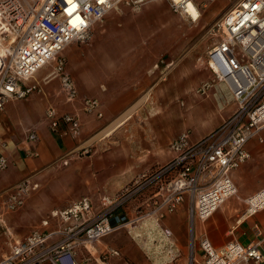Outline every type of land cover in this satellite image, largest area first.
<instances>
[{"label":"built area","instance_id":"1","mask_svg":"<svg viewBox=\"0 0 264 264\" xmlns=\"http://www.w3.org/2000/svg\"><path fill=\"white\" fill-rule=\"evenodd\" d=\"M142 1L0 0V111L11 99L41 93L40 84L29 80L50 61L54 63L51 75L59 77L65 100H77L78 92L61 52L72 42L89 41L94 26L119 4L138 9ZM167 1L173 13L190 23L197 21L200 12L193 0ZM193 6L198 11L194 16L190 10ZM210 31L215 37L205 50V67L216 83L224 84L226 99L234 104L232 112L199 138L192 139L187 131L178 133L168 143L171 157L141 173L115 198L101 194L95 205L92 198L82 196L66 207L51 210L41 220L40 228L8 241L0 264L105 262L120 253L97 244L117 229L150 215L161 233L169 237L170 231L161 229L159 220L184 199L188 202L190 222L195 218L204 221L235 194L229 173L249 159L246 144L251 138L264 142V0H234ZM168 65L165 63L164 67ZM82 107L101 116L96 98L83 99ZM43 117L53 131L64 124L66 134L76 137L80 133L81 122L76 114L59 113L54 105H48ZM36 138L35 131L28 134L29 140ZM62 162L66 164L67 160ZM6 164L5 156L0 155V168ZM38 187L34 176L27 175L0 191V234L5 212L21 207ZM147 189L153 190L150 210L136 208L134 218L130 219L124 203L135 200ZM241 203L239 220L264 210V185L243 197ZM252 227L257 235L258 226ZM197 245L200 264H264L261 241L255 238L246 244L232 239L215 248L202 233ZM91 249L98 253L97 257ZM191 259L195 261L194 256Z\"/></svg>","mask_w":264,"mask_h":264},{"label":"rangeland","instance_id":"2","mask_svg":"<svg viewBox=\"0 0 264 264\" xmlns=\"http://www.w3.org/2000/svg\"><path fill=\"white\" fill-rule=\"evenodd\" d=\"M156 2L161 4V15L166 22L173 21L174 23L177 22L176 25H180V15L178 16V14L173 13L169 9L167 0H143L138 9H133L131 6L125 4H119L110 12L118 11L119 6H121L135 13L142 6ZM220 15L210 22L202 24V26H200L202 23L200 17L199 34H197L199 36V46H196L194 43L197 37L195 36V39H191L182 50L178 51L175 55L173 54L172 58L165 53V50L171 45L166 47V44L162 42L146 45L151 49V53H148V59L144 62L142 60L141 66L144 71H141V75L119 76L118 83L114 85L115 90L132 88L136 91L135 98L121 111L103 121H101L103 116L97 117L85 112V119H81L79 135L76 137L69 136L73 139L74 145L71 146L68 155L64 158H58L30 174L38 181L39 187L27 196L21 207L5 212L3 228L0 234V258L8 250V241L10 239H20L32 229L40 228L41 220L51 210L66 207L72 200L82 196H89L92 198L94 204L98 205L100 191H104L105 194L111 195L109 197L115 198L121 190L117 187V178L119 174H123L118 171V167L123 163L133 165L135 162H139L142 158L145 159L148 156L167 160L171 156V152L167 146V141L170 138L183 131H187L190 137H199L204 134V129H208V126L213 122L214 113L222 111L219 110L216 101L219 100V106H224V109L228 107H233L234 109V104L226 99L222 85L216 83L213 79V74L205 67L204 62L205 50L211 45L215 37L210 28ZM99 25L94 26V34H97V26ZM192 25L194 26L193 23H187L189 29L192 28ZM171 33L173 32L165 31V34ZM177 34L178 36L182 34L180 28ZM89 43V41L72 42L61 52L65 58V68L72 76L76 89L78 87L86 90L89 89L90 82L96 77L94 72L97 70L100 73L102 69L100 67L92 69V67L85 64V55L82 54V51L88 47ZM188 46L193 48V50L191 53L184 55L182 52ZM96 47L97 41L93 44V48ZM104 53H108V50H104ZM159 59L163 60L162 63L159 62ZM154 62H157V67L154 68V71L150 72V66ZM165 63H170V65L165 68ZM53 65V61L46 64L45 68H43L45 75L51 74ZM120 65L123 68V61H120ZM40 76L42 75L38 71L29 82L39 81ZM112 77L115 78V76L100 75L96 78L106 80V83ZM130 79L134 80V83H129ZM46 80H49L46 84L51 91V95L49 96H54L53 100L55 98L59 100L63 97L65 101L59 77L50 75ZM101 82L103 81H99L98 85ZM203 83L207 85L202 86ZM215 84L221 87V90H218L219 95L216 93L218 95H216V101L213 98ZM98 85L96 84L97 87ZM106 85L108 84L106 83ZM145 94H147L146 98L141 101L138 107L136 106L130 112L129 116L122 123L112 126L117 117L132 107ZM41 96L42 93H33L28 98L11 99L5 103L13 102L20 108L12 120V126L17 134V140L15 141L17 145L12 149V152L17 154L18 150H20L23 152L24 158L20 160L18 167L10 171L9 175L12 177H18L20 172L25 170L29 159L36 156L33 145L39 139V133L45 129L53 131L44 118H37L38 116L34 114L30 115L23 109L24 105L29 104L31 99L38 98L39 101H43ZM95 97L94 95L81 97L80 104L82 105V101L85 98ZM52 101H50L51 105H56L55 107L57 108V104H52ZM98 101L102 104L99 98ZM48 105L50 103L46 104V106ZM2 111L4 109L0 112ZM59 113L64 112L59 111ZM63 126L65 129V125ZM214 128L210 127L208 130H213ZM31 131H35L37 134L35 141L28 139V134ZM25 144L29 147V150L26 152H24ZM63 159L67 160L66 164L62 162ZM8 162L9 160L7 159V166H9ZM163 162H157L147 169L149 170L153 166ZM71 167H73L72 170ZM7 168L5 167L4 170ZM128 174L131 176V172ZM131 183L132 180L127 182L126 186ZM57 201L61 203L58 205L55 203ZM128 204L136 211L133 202L127 200L124 203L126 207L129 206ZM240 207V202L233 197L227 209L232 212L235 211V214H238ZM131 210L133 211V209ZM124 211L125 213L128 212L125 208ZM185 222L187 228L190 227V222L187 220ZM133 225L127 224L117 229L97 244L98 247L107 246L117 249L120 253L118 256L110 257L105 262L91 260L87 264H115V260H120L124 264H154L151 258H148V252L142 250L137 242L138 240L135 237L136 230L132 228ZM187 244L185 259L180 264H193L192 256L196 259L199 258V253L193 252L194 244L190 238ZM91 250L94 256L97 257L98 253L94 249ZM134 255H139L142 263L137 260H131L136 259Z\"/></svg>","mask_w":264,"mask_h":264},{"label":"crops","instance_id":"3","mask_svg":"<svg viewBox=\"0 0 264 264\" xmlns=\"http://www.w3.org/2000/svg\"><path fill=\"white\" fill-rule=\"evenodd\" d=\"M193 2L197 6L199 12H201L200 15H198L197 21L193 23L194 26H191V29L187 27V23L189 22L179 15L178 16L181 18L180 25H176L177 22L174 23L173 21L166 22L161 15V4H158L157 2L148 3L142 6L141 9L135 13H132L129 9L121 6H119L118 11L107 13L103 21L98 23L100 25L97 26V34H94L95 32L93 31L92 37L89 40L90 43L88 47L82 51V54L85 55L84 62L87 66L92 67V69H95V67L102 68L100 73L97 70L94 72L96 77H98V75L115 76V78L112 77L109 82H106L109 86L106 85V80L104 81L101 78L98 79L95 77V79L90 82V85L88 86L89 89L86 90L78 87L77 92L79 99L74 102H69V104H67L68 101L65 100V102L63 97L59 100L56 98L53 100L54 96H49L51 95V91L46 85L47 82H49L46 78L49 77L50 73L45 75L43 72V68L45 67H43L38 70L42 76H40V80L37 81L42 88L41 99H43V101H39L38 98L31 99L29 104L24 105L23 109H25L30 115L34 114L38 116L37 118H44L43 115L47 107L46 104L50 103L51 105L50 101L53 100L52 104H57L58 111L76 114L81 122V119H85L86 112L80 104L81 97L94 95L97 99L99 98L102 103L99 107L101 116H97L94 112L89 114L97 117L103 116L101 121L111 118L135 98L136 91L132 88L115 90L114 85L118 83L119 76L127 77L141 75V71L143 70L141 66L142 60L144 62L148 59V53H151V49L146 45H151L156 42H162L166 44V47L171 45L165 50V53L172 58L173 54H177V52L182 50L191 39H195V36L199 34L200 17L202 19L200 26H202V24L210 22L216 16L222 14V12L225 11L234 0H193ZM179 28L181 29L182 34L178 36L177 33ZM167 30L173 33L165 34V31ZM95 41H97V47L93 48ZM194 43L196 46H199V36L196 37ZM104 50H108V53H104ZM192 50L193 48L188 46L183 52H181L184 55H187L191 53ZM120 61H123V68L120 65ZM154 63L150 66V72L154 71ZM99 81L103 82L98 85ZM128 82L134 83V80L130 79ZM214 89L215 92H213V98L216 101V95L218 94V90H221V87L218 84H215ZM141 99L142 98L138 101ZM218 101H216V105L219 110L222 111L214 113L212 119L213 122L208 126L209 128H214L219 125V123L233 110V107L224 109V106H219ZM137 102L133 106H135ZM18 109L20 108L16 103L9 102L5 104L4 111L0 112V155L5 156L6 160H9V166H5L8 167L6 170H4L5 167L0 168V190L12 185L19 177L30 175L52 161L66 157L71 146L74 145L73 139L69 137L70 135L65 133L64 124H61L56 131H50L48 129L42 130L39 133V139H37V141L33 140L35 141L33 149L36 152V156L29 159L25 170L21 171L18 177L10 176V171L13 168L18 167L20 160L24 158L22 151L18 150L17 154L12 152V149L17 145L15 142L17 140V134L12 126V120ZM129 109L125 110L119 117H117L116 121L126 114ZM126 115L125 119L129 114ZM208 129H204V134L199 137L209 133L211 129ZM262 134L264 136V133ZM199 137L191 138L196 139ZM172 138L167 141V146ZM24 146V152L29 150L28 145L25 144ZM246 148L249 153V159L229 173L236 188L235 194L226 198L212 212L208 219L200 221L195 218L190 222L187 214L188 202L184 199L174 211L165 214L163 218L159 220L160 228H165L170 231L169 237H166L161 233L150 215L142 217L133 225L132 228L136 230L135 237L138 240L137 242L142 250L148 252V258H151L154 264H180L185 259L184 256L187 251L189 238L194 244L193 252L199 253V258L196 259L194 257L195 261L193 264H200L201 257L197 240L202 233L206 234L215 248L220 247L225 242L232 239H235L242 244H246L249 240L255 238L261 241L260 247L264 250V210L259 211L250 217L239 220L238 214H235V211L232 212L227 209L229 203L234 197L240 202L241 207L239 210H241V199L264 185V142H258L256 138H251L247 142ZM167 160L157 159L155 156H148L145 159L142 158L139 162H135L133 165L130 163H123L118 167V171L123 174L118 175L117 187L123 189L126 187L127 182L130 180L134 182V180L139 177L141 173L147 171V168L151 165H154L157 162H166ZM72 168L73 167H71V170ZM129 172H131V176L128 174ZM152 193V189H147L141 195L139 194L135 200H130L133 202L135 210L138 208L140 211H149V199ZM99 194L107 195L104 191H100ZM55 203L59 205L61 202L57 201ZM124 208L128 211H126L127 216L130 219L134 218V214L136 213L134 208H131L130 205L127 207L124 205ZM131 209H133V211ZM185 220L190 222V227L187 228ZM253 224H256L259 228V233L257 235L254 234L252 227ZM134 258L136 259L131 260H137L142 263L139 255H134ZM124 262H126V260H124ZM114 263L124 264L120 260H115Z\"/></svg>","mask_w":264,"mask_h":264},{"label":"bare ground","instance_id":"4","mask_svg":"<svg viewBox=\"0 0 264 264\" xmlns=\"http://www.w3.org/2000/svg\"><path fill=\"white\" fill-rule=\"evenodd\" d=\"M190 10H191V14H192V16L198 14V11L195 9L194 6L191 7ZM45 66H46V65L42 66V68L45 67ZM42 68H41V69H42ZM50 75H51V74H50ZM50 75H49V76H50ZM222 87H223V88L225 87L224 84L222 85ZM146 96H147V94L144 95V96L142 97V99H141L140 101H138L137 104H136L135 106H133L131 109H129V110L127 111L126 114H130V112H131L136 106L138 107V105L141 103V101H143V100L146 98ZM126 114H124L123 116H121V117H120V118H119L114 124H120V123H122V122L124 121L125 117L127 116ZM114 124H113L112 126H114Z\"/></svg>","mask_w":264,"mask_h":264}]
</instances>
